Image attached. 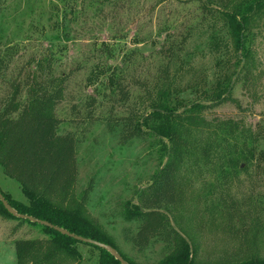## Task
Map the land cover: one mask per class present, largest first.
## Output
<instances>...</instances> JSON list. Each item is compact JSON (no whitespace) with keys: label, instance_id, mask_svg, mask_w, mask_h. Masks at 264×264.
I'll return each mask as SVG.
<instances>
[{"label":"rangeland","instance_id":"374dc122","mask_svg":"<svg viewBox=\"0 0 264 264\" xmlns=\"http://www.w3.org/2000/svg\"><path fill=\"white\" fill-rule=\"evenodd\" d=\"M256 1L261 10L247 15L243 50L233 15L247 10L249 0H232L226 8L209 0H0V106L15 84L26 102L31 80L65 77V100L56 108L64 119L60 133L74 132L80 140L70 204L135 264H157L172 250L159 238L139 251L129 239L140 226L129 213L141 191L176 156L164 134L172 125L186 146L176 174L183 201L168 211L197 251V263L246 258L227 226L231 201L253 221L259 215L254 223L262 227L257 245L264 258V0ZM109 78L122 81L128 100ZM223 93L229 99L207 107ZM155 99L206 124L158 118L145 125L150 131L143 137L130 140L123 139L121 125L108 127L131 112L148 114ZM0 190L29 204L1 165ZM231 227L241 229L240 220ZM48 237L0 206V264H17L16 240ZM73 249L76 256L63 254L61 264L103 258L93 246L76 243ZM42 253L36 249L23 264H39Z\"/></svg>","mask_w":264,"mask_h":264},{"label":"trees","instance_id":"16d2710c","mask_svg":"<svg viewBox=\"0 0 264 264\" xmlns=\"http://www.w3.org/2000/svg\"><path fill=\"white\" fill-rule=\"evenodd\" d=\"M209 2L226 8L232 0H209ZM257 5L259 2L256 0H249L245 5L248 11H237L236 15H233V24L238 29L236 39L238 49H245L244 41L249 17L247 15L253 13L254 10H261ZM184 42L185 39L180 44ZM168 51H170L169 57H173L177 52L172 46ZM65 80L64 76L57 77L56 75H51L47 79L31 80L26 102L19 100L22 88L21 85L15 84L13 94L5 98L0 106V165L8 176L19 183L29 204H21L13 201L8 194H2L20 214L49 221L73 234L93 238L113 246L70 204V193L79 173L77 146L80 140L74 132L60 133L64 119L57 116L56 108L65 100ZM109 80L120 91V97L128 100L129 92L126 91L122 81L118 82L114 78H109ZM137 83L142 85L144 82L138 80ZM222 96L224 93L217 96L215 98L217 101L210 106H195L205 110L207 107L215 106L216 103H221L222 100L229 99L228 95ZM95 101L93 99L92 104ZM150 109L151 111L145 115L131 112L127 116H121L117 119L118 124L109 122L108 127L112 129V127L121 125L123 139L130 140L143 137L150 131L145 125L158 118L177 117L194 127H200L202 123L206 124L204 118L199 115L189 113L185 115L186 117H182L183 114L176 112L177 109L169 110L160 105L156 99L152 102ZM87 116L94 117L93 112H87ZM164 134L169 138L171 151H176V156L169 159L155 181L141 191L138 197L140 198L139 204H136L129 213L130 219L140 222V226L137 233L129 239L139 251L144 250L159 238L168 242L172 250L157 264H198L197 251L190 245V241L174 227L168 211L169 208L183 201L176 174L182 161L180 151L186 146V142L181 137L180 129L173 125L168 126ZM207 153L208 151L204 150L205 156ZM0 206L5 213L16 218L8 212L1 201ZM239 207L236 201L227 204L229 232L239 243V254L246 256L244 260L236 264H264V258L258 255L257 245L262 227H260L261 224L254 223L258 221L259 215L255 216L253 221L252 214L249 211H244L242 214L237 209ZM235 219L240 220L241 229L231 227ZM20 220L41 228L49 237L16 240L14 245L15 252H17V264H23L36 249L40 248H43V253L39 264H61L60 258L63 254H68L73 258L76 256L73 245L82 242L45 225L33 223L27 219ZM85 245L101 250L103 258L98 264H121L109 251L92 244ZM121 256L129 264H135L122 254Z\"/></svg>","mask_w":264,"mask_h":264},{"label":"water","instance_id":"95a60500","mask_svg":"<svg viewBox=\"0 0 264 264\" xmlns=\"http://www.w3.org/2000/svg\"><path fill=\"white\" fill-rule=\"evenodd\" d=\"M0 201L4 204L5 208L8 210V212L10 214H12L14 217L18 218V219H27L33 223H37V224H42L45 225L55 231L60 232L61 234L67 235L69 237H71L72 239H76L84 244H89V245H95L98 246L101 249H104L106 251H109L121 264H129L127 260H125L121 254L118 252L117 249H115L113 246H111L110 244H105L102 243L100 241H97L93 238H87L84 236H81L79 234H73L71 232H69L68 230H66L63 227L60 226H56L52 223H50L49 221L43 220V219H38L35 218L33 216L27 215V214H20L12 205L10 202H8V200L4 197V195L2 194V192L0 191Z\"/></svg>","mask_w":264,"mask_h":264}]
</instances>
